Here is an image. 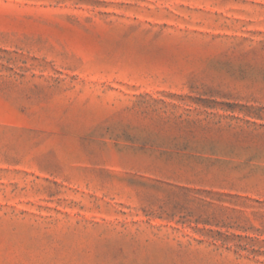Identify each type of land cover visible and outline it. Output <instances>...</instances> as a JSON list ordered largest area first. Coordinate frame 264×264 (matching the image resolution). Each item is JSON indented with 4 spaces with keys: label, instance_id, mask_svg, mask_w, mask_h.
<instances>
[{
    "label": "rangeland",
    "instance_id": "rangeland-1",
    "mask_svg": "<svg viewBox=\"0 0 264 264\" xmlns=\"http://www.w3.org/2000/svg\"><path fill=\"white\" fill-rule=\"evenodd\" d=\"M0 264H264V0H0Z\"/></svg>",
    "mask_w": 264,
    "mask_h": 264
}]
</instances>
